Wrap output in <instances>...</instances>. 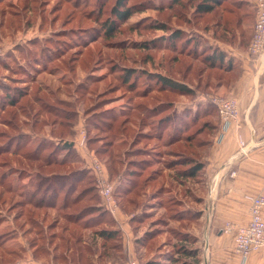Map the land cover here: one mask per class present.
<instances>
[{"label":"rangeland","instance_id":"1","mask_svg":"<svg viewBox=\"0 0 264 264\" xmlns=\"http://www.w3.org/2000/svg\"><path fill=\"white\" fill-rule=\"evenodd\" d=\"M0 1V264H74L70 260H59V257L55 259L53 253L33 257L32 252L39 246L45 244L48 247V243L41 240L43 236L62 234L60 229L47 231L50 223L60 217L55 210L31 211L29 205L22 203L23 198L10 194L7 189L18 190L26 186L28 192L39 173L51 176L82 169L95 179L93 184L90 179L86 182L94 187L103 211L110 213V217H102L101 214L83 212V222L90 221L89 224L96 225L97 229H119L123 237L121 251L113 250L109 256L101 258L95 255L91 264H115L131 258L124 256L128 231L132 234L131 239L139 256L135 258L140 264H177L174 261L181 257L177 252L184 245L177 232L182 233L185 224L174 221L170 215L182 211L181 206H176L177 199L184 201V211L193 212L202 185L198 182L199 178H180L183 186L179 181L175 182L176 169L169 170L167 165L185 156H176L172 151L194 156L195 152L194 149L192 153L184 150L181 145H167V141L183 134L193 135L201 141L210 139L212 136L209 137L201 129L206 122L212 123L215 117L213 114L203 116L211 103L205 96L213 93V87L208 90L196 87L200 62L193 60V56H202L211 42L202 31L205 20L197 18L195 4L182 10L180 6L173 5V0H130L127 5L133 7L132 16L119 23V31L113 39L98 41L100 30L104 29L101 23L115 19L113 9L116 0ZM103 3L104 9L99 10ZM77 5L79 9L74 7ZM171 5L173 9H170ZM248 5V10L256 11V6L251 7L250 2ZM189 22L191 24L186 25ZM163 24L171 30H185L189 39L200 38L196 51L192 50L194 44L191 42L186 47L185 51H191V57H181L182 61L175 64L170 62L174 55L168 50L167 42L171 30L155 29ZM184 41L185 38L176 42L178 51L185 47ZM73 43L80 45L81 50L67 49ZM85 43H89L86 48L83 47ZM190 64L193 65V74L187 86L192 93L186 96L179 92H160L156 85L147 98L141 95L146 82L141 84V80L138 90L131 92L121 76L126 69H136L139 75L146 72L181 81ZM213 76L214 86L216 72ZM204 80L207 78L204 77ZM153 81L156 83V79ZM26 90L32 93L31 96L23 99L18 106L8 104L12 97L14 100L21 98ZM34 95L49 101L47 107L57 114V118L42 113L36 104L32 105L31 116L24 114L20 107ZM166 102L172 103L175 110V117L172 116L169 123L172 126L161 132V140L155 139L160 132H155L149 139L143 138L142 131L144 134L156 131V128H151L152 125L171 115L172 112H163L150 118L151 107L157 108L160 103ZM137 105L150 108H140L133 113V122L129 124L133 132L112 139L107 137L109 124ZM71 111H75L74 114L68 113ZM37 113H40L39 117H36ZM72 114L76 117L71 130L73 136L67 137V132L59 128V121L61 117ZM142 119H145L144 129L135 126ZM63 135L65 138H62ZM80 138L83 144L79 142ZM67 143L72 144L69 150L66 149ZM140 148L143 149L140 151ZM36 150L40 153L41 163L50 166L45 165L41 169L39 164L26 160L25 157L32 156ZM112 151L117 155L114 174L118 173L113 177L107 163L109 155H100ZM200 155H197V160L203 161ZM95 159L105 166L106 177L113 186V197L118 206L115 214L106 208L100 195L92 169ZM147 164L151 167L141 174ZM148 177L154 179L145 183ZM85 187H88L86 183L79 190ZM186 189H190V195L188 192L185 195ZM121 195L133 197L136 205L123 210L121 202L124 200L119 199ZM89 204L88 201L83 202L75 212L85 211ZM119 210L125 217L118 220ZM120 221H124V225L130 224L127 232L122 229ZM92 232L87 230L84 233V240L89 244L93 240ZM57 243L59 240L50 248L53 250ZM186 247L191 249L193 246ZM102 251L99 248L98 252ZM58 253H63V249Z\"/></svg>","mask_w":264,"mask_h":264},{"label":"trees","instance_id":"2","mask_svg":"<svg viewBox=\"0 0 264 264\" xmlns=\"http://www.w3.org/2000/svg\"><path fill=\"white\" fill-rule=\"evenodd\" d=\"M130 0H116L115 7L113 9V15L115 19L109 21H103L101 24L104 26V29L100 30V35L98 41L102 40H110L113 39L119 29V23L120 22H126L133 14L134 10L133 7H130L127 5V2ZM0 3H2L0 1ZM173 5H178L181 7L182 10H185L188 8V6L195 4V14H197V18H201L204 22V27L202 31L205 32H211L214 38H220L221 40H224L227 37L228 32H232L236 26H240L241 24L245 23L247 21V16L250 17V19L255 16L256 17V11L252 12L248 10L247 8L248 2L247 0H173ZM173 5H171L170 9H173ZM14 6V5H10ZM26 6V5H25ZM251 6V5H250ZM76 9H79L78 5L74 6ZM105 7V3H103L99 10H103ZM102 14V11H100ZM199 15V16H198ZM191 24L186 23V25ZM198 25V21L196 23ZM155 29H161L163 31H170L172 28L168 27L167 25L163 24L161 27L158 26ZM168 50L172 51L174 55L171 57L170 62L173 64L179 63L182 61L181 57L187 56L191 57V51H185L186 47L190 45L189 43H193V49L196 51V46L199 43L200 38L195 37L194 39L187 38L188 35L185 30L181 29H174L171 30L168 35ZM56 37H59L56 35ZM185 38L184 41V48L181 51L177 50L176 42L178 40H181ZM96 39V40H97ZM89 43H85L83 47H88ZM72 47H68L67 49L72 50L73 48L79 49L80 45L77 43H73L71 45ZM205 51L203 55L195 54L197 57L193 56V60L200 62V67L198 69V72L196 73L198 76L199 82L197 83V88H202L208 90L213 86L212 78L214 77V72H216V80L222 79V70H225L226 66L224 64L225 60V54L221 51L213 48V46L208 45L205 47ZM89 49V48H88ZM66 51V50H65ZM43 52V51H42ZM64 52V51H63ZM229 68V67H228ZM45 70V69H44ZM193 65H189L186 69V72L183 73V77L181 81L176 80L175 78L169 77V76H163V75H155L150 74L146 72H141L139 75V72H137L136 69H126L122 71V78L124 80L125 86H128V89H130L131 92H135L139 88V83L141 80V84L146 82V85L144 87V91H142V96L149 98L150 94L149 92L155 88L156 85L159 87L158 89L160 92H179L180 95H189L192 93V90L187 86L188 80L192 77L193 74ZM208 74V76H207ZM204 77L207 78V80H204ZM154 79H156V83H153ZM215 79V78H214ZM214 81V80H213ZM148 82H151L150 84ZM205 82V83H204ZM148 83V84H147ZM204 83V85H203ZM32 93L28 92L26 90V93L19 99L14 100L13 97L8 102L12 107L18 106L21 101L25 98H28L31 96ZM61 103V102H60ZM59 103V104H60ZM36 104L37 107L41 108L42 113H48L52 114L53 118H57V114H53L54 112L50 111V107H47L49 101L45 100V98L40 97L38 95H34V97L25 105H22L20 107V110L28 115L31 116V109L32 105ZM172 103H160L159 107L154 108L151 107L150 111V118H155L160 115V113L163 112H172L170 116H168L166 119H160V121H157L155 124L152 125L151 128L155 129L156 131H152L150 133L149 131L144 134V131H142L141 136L145 139H149L150 136H154L155 132L160 134L158 137L156 136L155 139L161 140L162 134L161 132H164L165 128H168L172 125H169V123L172 120V116L175 117V110L173 109ZM54 106V105H53ZM161 106V107H160ZM210 106V107H209ZM57 107V106H56ZM208 107L209 110H205L206 112L203 114V116L212 115L215 116L212 123L206 122L205 127L201 129V131L207 133V135L212 136L210 139H203L202 141L200 139H197L196 137H193V135H180L172 140H168L167 145H181L183 149H187L192 153V150L195 152V156L193 154H186L181 151H172L173 153L177 154L176 156H180L183 158H177L172 161L171 163H168V169L175 171V182H178L180 178L183 180L186 179H195L199 178V184L203 181V170L206 166L204 159L197 160V155H200V158H204L206 149L209 147V145L212 142V139L216 132L220 129V117L217 108L212 104L209 103ZM59 108V107H57ZM140 108L142 109H148L150 107H146L145 105H137L133 110H126V112L123 113L119 118H117L115 121H113L111 124H109L110 129L107 133V137L113 138L120 135H127L131 132H133V127L129 126V124L132 121L133 113ZM60 109V108H59ZM173 109V110H172ZM74 114L75 111H71L68 113ZM129 112V113H127ZM159 112V113H158ZM67 113V114H68ZM70 115L69 117L64 116L61 117V121H59V128L67 132V137L73 136V133L71 130H73V126L75 121L74 115ZM40 113L36 114V117H39ZM201 119V117H200ZM122 120V121H121ZM145 119L140 120L141 123L138 125L135 124V126L144 129L146 127L144 125ZM121 121V122H120ZM120 122V123H119ZM139 122V120H138ZM166 123V126L163 127V124ZM161 124V125H160ZM148 125V124H146ZM117 126V127H116ZM144 126V127H142ZM174 130V129H173ZM172 130V131H173ZM199 133H203V132ZM141 137V139H142ZM62 138H65L63 135ZM91 144L92 139H90ZM106 142V141H104ZM111 142H113L111 140ZM90 143V142H89ZM107 143V142H106ZM170 143V144H169ZM180 146V147H181ZM72 144L67 143L66 149H71ZM143 149V148H142ZM141 148L138 150H142ZM197 149V150H196ZM145 151H148V149H144ZM110 151V150H109ZM37 152V153H36ZM35 153L31 155H27L26 160L30 163H37L39 164V167L41 169L44 168L45 165L50 166L51 164H42L41 163V157L38 155L40 154L37 150ZM198 152V153H197ZM201 152V153H200ZM102 156L109 155L107 163L110 164L109 169L111 170V177L113 175H117L118 173H115L116 168V160L117 155L114 151L107 152L104 154H100ZM115 162V163H114ZM118 162V161H117ZM64 164V163H63ZM145 166V165H144ZM149 164L146 165L145 169H142L141 174L144 172L146 173L147 169L150 168ZM90 179V181L88 180ZM153 177H148L146 179L145 183L153 181ZM95 179L92 175L86 170H77L73 171L69 174H55L51 176H42L40 173L37 176L36 180L33 182L32 186H30L31 191L27 192L26 186L20 187L18 190H14L11 187H8L7 191L12 194H18L19 198H23V204L29 205L31 207V211L35 212L42 211V210H55L58 213V217H60L57 220H54L50 223L47 231H54L55 229H60L62 234L58 235L54 233L51 235V237L43 236L41 240L47 242L48 247L44 244L42 246H39L38 249H35L33 251V257L38 256H50L52 253L54 254L53 257L55 259L62 261H68L70 260L71 263L74 264H91L93 261V257L95 255H98V257H104L106 255H110L113 250L115 251H121L123 248V237L121 234V231L119 229L114 228H101L97 229L96 225H90V221H87V223L83 222V219L85 217L83 216V212H90V213H97L98 215L101 214V216L110 217V213L107 211H103V207L101 206V202L99 199L98 194L94 190V187L89 186V182L93 184ZM89 181V182H86ZM183 182V181H182ZM182 182L179 181L180 185H182ZM87 184L88 187H85L82 191L79 190V187L82 184ZM145 184H143L141 187H143ZM183 186V185H182ZM185 186V185H184ZM187 188V186H186ZM185 195H190L191 191L190 189H186ZM188 192V194H186ZM94 193V194H91ZM128 196V195H126ZM125 195L120 196V201L124 200V202H121L123 210H126L127 207L136 205L133 197H126ZM88 201L90 204L87 207L85 211H82L80 213H76V208L82 204L83 202ZM20 203V201H19ZM176 206H181L182 211L173 212L170 217L176 222H185V221H194L199 214L195 212H189L187 213L184 211V201L181 199H177ZM136 207V206H135ZM103 211V212H102ZM32 212V213H33ZM102 212V213H101ZM34 214V213H33ZM57 217V218H58ZM60 219L63 221L61 222ZM96 221V220H95ZM63 223V224H62ZM87 230H93L92 234V243H88V241L84 240V233ZM86 234V233H85ZM178 238L184 242H187L188 244H193L195 242V239L188 235L186 232H177ZM56 240H59V243L56 244V246L53 248V250L50 248V245H53ZM33 245V244H32ZM37 246V244L33 245ZM32 246V247H33ZM99 248L103 249L102 252H98ZM61 249H63V253H58ZM111 252V253H110ZM180 259H177L174 261L177 264H190L188 262L183 261V257H196L197 251L193 249H188L186 245H183L181 249L178 250ZM124 255V254H123ZM125 256V255H124ZM179 261H182L181 263Z\"/></svg>","mask_w":264,"mask_h":264},{"label":"crops","instance_id":"3","mask_svg":"<svg viewBox=\"0 0 264 264\" xmlns=\"http://www.w3.org/2000/svg\"><path fill=\"white\" fill-rule=\"evenodd\" d=\"M247 2L251 7L256 6V0ZM246 19L228 32L224 40L204 31L210 39L209 45L225 54L226 66L222 79L216 81L209 95L227 96L237 101L240 119L225 130L220 123V129L206 149L202 187L193 211L199 216L194 221L184 222V232L195 239L193 244L185 242L184 245L193 246L191 249L197 251L196 257H183V261L190 264H264V251L253 253L243 263L235 250L236 231L223 230L227 223L249 224L251 204L245 195L264 196V59L249 51L256 17ZM209 95L205 96L208 100ZM240 138L246 144V154L241 153ZM123 216L119 210L118 220ZM120 222L127 232L130 224ZM128 235L125 257H139L129 231Z\"/></svg>","mask_w":264,"mask_h":264},{"label":"built area","instance_id":"4","mask_svg":"<svg viewBox=\"0 0 264 264\" xmlns=\"http://www.w3.org/2000/svg\"><path fill=\"white\" fill-rule=\"evenodd\" d=\"M256 21L253 28V35L249 46V51L252 55H257L264 59V0H256ZM209 101L217 108L222 130H225L233 123H238L240 119V111L237 101L234 99L221 96L209 95ZM84 141L82 140L81 144ZM241 153L246 154V144L242 138L239 139ZM92 169L96 175V181L100 195L104 199V204L107 209L114 213L117 208V203L113 197V186L109 183L106 177L105 166L98 160L92 163ZM233 176L236 173L232 174ZM245 199L251 204V220L246 226H236L227 223L224 227L225 232L236 231L235 250L241 256L242 262L250 257L253 253L264 251V196L247 194ZM112 264V263H108ZM115 264H140L135 258H130Z\"/></svg>","mask_w":264,"mask_h":264}]
</instances>
